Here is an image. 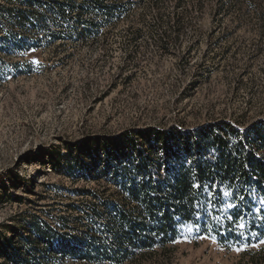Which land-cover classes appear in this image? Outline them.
<instances>
[{
    "label": "rangeland",
    "instance_id": "obj_1",
    "mask_svg": "<svg viewBox=\"0 0 264 264\" xmlns=\"http://www.w3.org/2000/svg\"><path fill=\"white\" fill-rule=\"evenodd\" d=\"M177 2L161 0L155 9L135 0L115 23L59 48L7 45V38L37 34L0 22V243L11 238L10 226L19 227L22 211H48L56 200H77L70 190L99 188L74 182L63 167L62 174L53 172L47 152H59L64 162L87 137L194 128L220 118L242 120L243 114L251 123L264 116V24L254 6L242 7V0ZM14 177L24 180L19 189ZM27 182L37 195L26 192ZM54 185L63 188L57 195ZM17 196L28 201L20 204ZM257 245L237 250L184 239L136 264H264V243Z\"/></svg>",
    "mask_w": 264,
    "mask_h": 264
},
{
    "label": "trees",
    "instance_id": "obj_2",
    "mask_svg": "<svg viewBox=\"0 0 264 264\" xmlns=\"http://www.w3.org/2000/svg\"><path fill=\"white\" fill-rule=\"evenodd\" d=\"M148 1L158 9L161 0ZM134 2L3 0L0 22L37 34L29 40L7 38V45L11 42L22 49L24 43L27 50L53 44L66 47L115 23ZM247 6H254L264 24V0H242V7ZM172 22L174 26L181 22L177 14ZM184 57L190 59V52ZM245 117L220 118L194 128L148 127L87 137L75 144L76 150L71 149L64 162L59 152H47L53 172L64 171L74 182H94L99 188L70 190L77 200H56L48 211H22L19 227L10 226L11 238L0 243L2 264H63L66 259L81 264H136L177 241L206 235L226 248L260 244L264 240L260 218L264 216V116L251 123ZM23 182L13 178L16 189ZM29 183L26 192L37 195ZM62 189L52 187L56 195ZM16 199L20 204L28 201L22 196ZM201 201L203 206L196 207ZM254 232L259 235L253 236Z\"/></svg>",
    "mask_w": 264,
    "mask_h": 264
},
{
    "label": "snow or ice",
    "instance_id": "obj_3",
    "mask_svg": "<svg viewBox=\"0 0 264 264\" xmlns=\"http://www.w3.org/2000/svg\"><path fill=\"white\" fill-rule=\"evenodd\" d=\"M205 188H207V185H205ZM224 195H230V193H224ZM244 198L243 197H241V200H243ZM262 202H264V201H262ZM201 206H203V201H201V202H199L197 205H196V207H201ZM213 206H215V205H213ZM258 212L260 211L259 209H256ZM199 215H197V217H196V219H197V221H199ZM243 218V216L241 215L240 217H239V219H242ZM262 220H264V216H261L260 217ZM206 226V225H205ZM199 224L197 223V226H196V230L197 231H199ZM243 227H244V225H240V228L241 229H243ZM244 233L243 232H241L240 234H239V236L240 237H244ZM252 235L253 236H257V235H259V233H256V232H254V233H252ZM200 238H202V239H213V237L211 236V235H206V236H201ZM215 242H218V241H215ZM260 243H264V240H261L260 241ZM253 246H259V245H253ZM246 247H247V245L245 244L243 247H241V248H239V249H237V250H245L246 249Z\"/></svg>",
    "mask_w": 264,
    "mask_h": 264
}]
</instances>
